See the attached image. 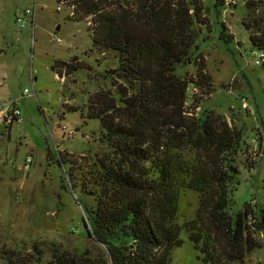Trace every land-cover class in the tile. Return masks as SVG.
Returning a JSON list of instances; mask_svg holds the SVG:
<instances>
[{
  "label": "rangeland",
  "instance_id": "374dc122",
  "mask_svg": "<svg viewBox=\"0 0 264 264\" xmlns=\"http://www.w3.org/2000/svg\"><path fill=\"white\" fill-rule=\"evenodd\" d=\"M73 1L0 0V264L15 256L13 250L39 259L35 244L43 257L29 264L48 263L55 245L103 255L100 242L84 230L83 201L89 200L86 192L99 188V158L109 149L100 119L87 114L98 90L115 86L110 71L119 63L114 52L94 46L91 18L71 17ZM200 1L204 23L197 26L196 44L212 85L191 84L186 107L201 116L214 110L243 131L231 212L253 198L264 207V67L254 63L258 50L244 24L262 8H248L249 0H226L218 8V0ZM27 9L36 10L35 26ZM56 60L78 69L68 73L64 65L58 74L51 68ZM198 68L188 63L176 71L189 77ZM197 193L181 194L179 223L194 220ZM180 236L173 264H215L205 261L186 227ZM254 237L264 243V232ZM243 264H264V245L250 251Z\"/></svg>",
  "mask_w": 264,
  "mask_h": 264
},
{
  "label": "trees",
  "instance_id": "16d2710c",
  "mask_svg": "<svg viewBox=\"0 0 264 264\" xmlns=\"http://www.w3.org/2000/svg\"><path fill=\"white\" fill-rule=\"evenodd\" d=\"M73 3L71 17L80 13L78 17L91 18L94 46L114 52L119 63L110 71L115 86L99 89L87 114L100 119L109 149L99 158V188L86 192L89 200L83 201L84 230L100 242L103 255L55 245L53 259L46 264H173L172 252L183 243L184 227L205 261L245 263L250 251L264 245L254 237L264 232V207L253 198L231 212L243 131L230 127L214 110L201 116L186 107L191 84L212 85L196 44L197 26L204 23L202 2ZM247 6L262 8L244 24L252 47L264 50V0H249ZM188 63L199 66L195 76L176 71ZM64 65L68 73L78 69L65 60H56L51 68L62 75ZM188 189L198 192L199 202L194 220L183 225L177 216L181 194ZM34 250L39 259L13 250L15 256L8 255L6 264L42 259L36 244Z\"/></svg>",
  "mask_w": 264,
  "mask_h": 264
},
{
  "label": "built area",
  "instance_id": "2783aa9c",
  "mask_svg": "<svg viewBox=\"0 0 264 264\" xmlns=\"http://www.w3.org/2000/svg\"><path fill=\"white\" fill-rule=\"evenodd\" d=\"M32 12L33 11L31 9H27L25 14H29V13H32ZM33 13L34 14H33V18H32V24L35 26V24H36V22H35L36 21L35 20L36 10H34ZM17 20H18V22H22V25L25 26L26 21L23 19V16H19L18 15L17 16ZM58 40H60V38H58ZM254 63L257 64V65H260V64L264 63V50L263 49L258 50L257 53L255 54ZM25 91L27 92L28 89H26ZM15 111H16V116H20L21 111L19 109H16V108H15Z\"/></svg>",
  "mask_w": 264,
  "mask_h": 264
}]
</instances>
